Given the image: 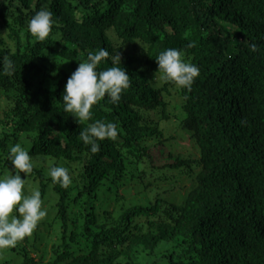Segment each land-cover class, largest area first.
Instances as JSON below:
<instances>
[{
	"label": "trees",
	"instance_id": "1",
	"mask_svg": "<svg viewBox=\"0 0 264 264\" xmlns=\"http://www.w3.org/2000/svg\"><path fill=\"white\" fill-rule=\"evenodd\" d=\"M41 9L56 21L44 41L28 29ZM100 48L110 55L99 69L120 52L130 86L79 124L62 93ZM168 48L199 67L190 89L157 72L155 57ZM5 57L14 72L0 68V176L14 173L9 145L20 143L34 162L25 193L40 190L47 214L30 236L0 248V264H264V0H0ZM173 99L199 159L166 152L160 121ZM97 119L118 135L93 154L78 134ZM158 146L171 163H155ZM52 166L69 169L67 188L52 182ZM173 171L194 180L181 204L161 192L129 207L100 201L128 181L159 192Z\"/></svg>",
	"mask_w": 264,
	"mask_h": 264
},
{
	"label": "clouds",
	"instance_id": "2",
	"mask_svg": "<svg viewBox=\"0 0 264 264\" xmlns=\"http://www.w3.org/2000/svg\"><path fill=\"white\" fill-rule=\"evenodd\" d=\"M55 23L53 13L41 9L29 20L28 29L36 39L44 41ZM141 46L145 50V46ZM194 46V43L188 45ZM250 51H259V46L255 42L251 43ZM109 55L107 48L89 52L86 60L79 63L67 80L61 97L63 109L65 113H71L79 124L91 120L93 107L106 97L110 103L117 104L122 93L130 86L127 69L119 66L122 64L120 52L112 57V66L99 69L102 60ZM155 59L158 64L157 72L161 74V78L174 83L177 87L190 89L200 74L197 65L183 58L181 49L168 48L160 52ZM0 68L4 74L12 75L14 63L5 57L0 61ZM117 135L118 127L115 123L97 119L82 128L78 138L90 146L91 153L95 154L101 148L99 141L114 140ZM8 160L15 171L13 174L0 176V248L14 247L18 241L30 236L47 214L40 190L34 189L29 194L25 193L27 176L34 168L33 157L29 151L20 143L9 145ZM22 173L25 174L24 178ZM48 174L54 184H59L63 188H67L72 182L67 167L52 166Z\"/></svg>",
	"mask_w": 264,
	"mask_h": 264
},
{
	"label": "rangeland",
	"instance_id": "3",
	"mask_svg": "<svg viewBox=\"0 0 264 264\" xmlns=\"http://www.w3.org/2000/svg\"><path fill=\"white\" fill-rule=\"evenodd\" d=\"M4 34L6 37L8 33L5 32ZM7 41L13 44V42L9 38ZM172 98L174 97L172 96ZM174 100L175 99L171 100L170 107L168 110V115L170 116V118L168 120L162 119L160 121V129L163 131V139L165 141V145H163L164 147H166V152H172L174 155L180 154L184 159H199L200 151L198 146L192 140L190 134L183 129L181 124V120L184 118L183 115L180 113L181 101H177L178 99H176L175 101ZM5 108L6 105L4 104L3 100L0 99V111L4 110ZM161 148L162 146H158L152 149V153L156 157L155 163L158 166H163L167 163L172 162L171 160H168L167 154L163 155L161 153ZM51 163L52 161H47L45 162V165L47 166ZM167 175L171 177V179L164 180L158 184V186L161 188L159 192L157 191V188L154 191H152L151 189L145 191L143 190V186H140L138 182L136 183L128 181L129 188H127V186L125 185V187L123 186L118 193H113L112 196L106 195L105 197L104 193H102L100 194V201L102 203L108 202L107 197H109L110 200L113 201V199L116 200L115 198L119 197L120 199L117 201V208L121 206L129 207L136 203L146 204L150 200H152V198L156 194L161 192L160 194L167 195L166 198L170 204H181L185 200V197L188 194L190 188L193 187L194 180L190 176L181 174V172L178 171H173ZM158 176L162 175L160 174ZM161 248H166V246H160L159 249Z\"/></svg>",
	"mask_w": 264,
	"mask_h": 264
}]
</instances>
